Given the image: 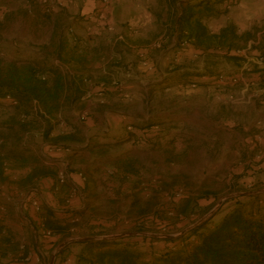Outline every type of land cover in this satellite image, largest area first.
<instances>
[{
	"label": "rangeland",
	"instance_id": "obj_1",
	"mask_svg": "<svg viewBox=\"0 0 264 264\" xmlns=\"http://www.w3.org/2000/svg\"><path fill=\"white\" fill-rule=\"evenodd\" d=\"M80 1L76 0V8ZM147 1L128 0L127 4L142 6ZM24 2H28L30 13L28 9L24 11ZM178 2L155 0L154 7L145 9L147 17L149 12L148 21L140 18L147 21L144 29L132 28L138 33L132 37L133 42H150L155 50H165L167 39L173 42L174 56L170 54L169 61L160 65L164 76H175L165 85L170 88L161 93L155 91L157 85L148 81L154 77L142 76L140 67L152 59L153 49H147L148 58L142 60L135 50L126 48L124 63L117 65L119 82L132 88L121 90L122 103L109 107L130 114L129 120L134 124L125 129L131 139L104 143L103 137L90 140L87 133L86 140L80 123L92 117L95 110L86 103L88 98L80 100L82 95L72 101H76L73 117L65 104L71 99L67 94L60 96V109L54 112L43 111L35 100L11 105L5 97L0 99V149L24 154V148L31 146L39 157L25 153L32 159L25 162L8 158L4 165L0 178V264H49L56 248L70 239L137 233L178 237L179 230L219 211L213 218L218 220L233 206V198L250 192L264 194V60L256 57L260 54L258 42H264V0H236L235 5L225 9L224 15L205 21L210 34L194 43L186 40L192 33L190 26L173 24L180 13L176 10ZM38 5L36 0H0L1 71L11 68L12 63L17 69L23 62L38 67L50 63L40 51L30 55V51L19 48L15 54L7 47V42H48L49 30L36 12ZM110 5L98 7L96 14L78 13L75 19L84 23L85 28L88 23L100 22L107 27ZM100 13L102 19L98 18ZM137 14L125 13L124 21L136 20ZM106 37L111 38L109 34ZM226 42L231 45L228 55L219 47L222 43L226 47ZM234 55L241 56L243 61L232 60ZM52 69L66 70L59 65H53ZM189 74L193 76L189 78ZM200 74L207 77L201 79ZM101 99L99 104L104 106V97ZM73 119V131L68 132L66 125ZM134 129H139V133ZM62 137L67 139L59 141ZM43 142L49 147L40 156L38 146ZM68 145L73 146L70 152L75 156L70 160L56 152ZM58 159L69 163L57 164ZM27 167L37 172L52 170L57 193L67 195V200L74 195L81 197L79 205L74 203L79 214L57 245L49 240L52 237L42 236L45 228L35 229L32 224L21 222V210L24 213L29 208H20V200L24 194L31 195L35 188L29 177L24 176ZM122 169L126 170V176L120 174ZM73 170L84 179L83 183L89 184L87 191L67 190L65 182ZM232 176L239 177L229 182ZM59 177L64 183H59ZM114 181L120 183L117 189L110 186ZM205 193L211 199L214 197L209 202L211 207H205L209 204L205 200L198 202L200 207L195 206L194 201ZM218 203L221 205L209 216ZM57 209L65 210L64 206ZM177 210L182 213L186 210L187 219L178 221ZM91 224L104 227L94 234ZM101 229L104 232L97 234ZM124 238L130 239L122 245L150 255L172 246L143 239L148 237ZM80 248L71 245L62 254L58 252L53 264H76Z\"/></svg>",
	"mask_w": 264,
	"mask_h": 264
},
{
	"label": "crops",
	"instance_id": "obj_2",
	"mask_svg": "<svg viewBox=\"0 0 264 264\" xmlns=\"http://www.w3.org/2000/svg\"><path fill=\"white\" fill-rule=\"evenodd\" d=\"M127 1L128 0H110L111 5L108 11L110 16L109 21L107 22V27H104L101 22L95 23V25H91L87 22L88 26L85 28L83 25L84 23L77 22L75 15L78 13L96 14L98 12V7H102L101 0H81L78 8H76V0H48L46 6H41L39 4V8L36 11L40 14H38L39 16H42L41 21L47 25V29L49 30L48 42H7V47L13 50V53L15 54L18 53L17 51H19V48H23L28 52L30 51L28 53H31L30 55H32L33 52L40 51L43 54V59L50 60L49 64L45 63V65H41L43 68L52 69L53 65H55V67L59 65L67 70L57 72L64 85V94L71 96L69 102L65 103L67 109H70L71 111V116L73 117L72 109L76 102L72 101L75 98L78 99L77 96L79 95L83 96L80 100L84 101L85 98H88L86 103L90 108L95 110L92 117L88 118L85 122L80 123L79 129H82L86 140H88L87 133H90V140L103 137L105 141L104 143L110 142L117 144L121 140L131 139L128 136L129 131H126L125 129L127 125L132 126L134 124L129 120L130 114L109 107L112 106V103H119L121 90L132 88L125 85L122 86L123 83L118 80L121 75L119 73L120 69L117 65L124 63V49L132 48V51L135 50L133 51L135 52V55H138L142 60L144 57H147V49H153V52L155 53L150 54L152 59L149 58L148 63L143 65L145 67L141 66L140 68L144 72L143 75L141 74L143 77L148 76L156 78H153V80L148 79L150 83L157 85L154 88L155 91L158 90L161 93L168 90L170 87L165 85L175 77L170 76V74L164 76L160 70V65L164 66V64L169 61L170 54L174 56L173 52L175 49L171 47L173 42H168L169 39H167V46L165 50L162 51L155 50L152 45H150V42H133L134 38L132 37L138 35L133 29H138L139 31L144 29V23H147L149 19V12L147 11V17V15H145V9L154 7L156 4L155 0H149L147 1L148 4H143L142 6L137 3L130 6L127 4ZM24 3L26 5H24V11L28 9V13H30L28 2ZM181 8L180 3L179 5H176L177 12L180 11ZM45 10H48L49 12L46 13ZM130 11L138 13L135 16L137 19L124 21L125 19L123 18V15ZM142 17L147 19V21H140V18ZM89 20L91 21V19ZM66 29H69L75 35V42H72L73 40L70 39L71 32L68 30L66 31ZM107 34H109L111 38H107ZM171 40H173V38H171ZM156 47L159 48V45H156ZM57 54H59V58L57 57ZM256 57L259 58L257 55ZM27 60L32 61L31 58H27ZM150 65L153 66V68H150ZM169 68L170 66H168V69ZM128 75L129 74L126 76ZM188 76L191 78L193 75L189 74ZM199 77L205 79L207 76L200 74ZM84 78L91 81V86H87L81 82V79ZM101 97H104V106L99 104L102 100ZM120 102L122 103V101ZM74 121L75 120L73 119L66 125L68 130L70 129L69 131L67 130L68 132L73 131L71 128H74ZM134 132L139 133V129H134ZM129 141L131 142V140ZM48 147L47 142L40 144L38 146L39 155L42 156L43 149H48ZM72 147V145H68L67 148L62 147L57 149L56 152H60L62 155H67L66 159L70 160L75 157L70 152ZM24 149V155L26 153L28 155L36 156L31 146H27ZM21 152L22 151H20V153ZM15 153L18 152L15 150ZM37 158L39 159V157ZM56 162L57 164L58 162H65L66 166L69 163L62 159H58ZM24 170V176L29 177L30 185H34L35 188H33L34 192L31 195H28V193L24 194L20 200V208L23 206L29 208L28 210L25 209L24 213L21 210L20 217L23 220L21 222L29 224V226L31 222L37 224L40 223L43 217L39 214V207L41 206H45L55 212H61V210L59 211L57 208L63 206L65 210H77L74 203L79 205L81 203V197H76L74 195L70 200H67V195L64 196L62 192L57 193V185L54 177L34 171L31 167H27ZM69 177L70 179H67L65 182L67 190L70 188V190L76 189L79 192L81 190L83 192L87 191L89 187L87 185L89 184L83 183V180L78 173L73 170L69 173ZM119 185V182L114 181L110 186L117 189ZM61 188L64 187L61 186ZM33 200L37 201L38 209L33 205Z\"/></svg>",
	"mask_w": 264,
	"mask_h": 264
},
{
	"label": "trees",
	"instance_id": "obj_3",
	"mask_svg": "<svg viewBox=\"0 0 264 264\" xmlns=\"http://www.w3.org/2000/svg\"><path fill=\"white\" fill-rule=\"evenodd\" d=\"M36 1L39 3V0ZM179 2L182 8L174 25L186 24L188 27L190 26L192 33L186 39L188 43L194 40L200 41L209 35L210 32L205 28V21L224 15L227 7L236 4V0H179ZM221 5H225V8H217ZM70 35L72 42H75V35L72 32ZM224 40L225 38H222V41ZM197 43L203 44V42ZM229 45L230 42H226V47L223 43L219 47L224 49L228 55L231 51V45ZM258 45L257 50L260 51V54L257 56L264 60V42L259 41ZM57 57H60L59 54ZM231 59L243 61V58L237 55L231 56ZM21 65L22 67L17 69L15 63H12L11 68L4 72L0 70V99L9 95L12 98L11 105L17 102L26 104L35 100L39 106L43 107V111L59 110L60 96L64 95V85L58 72L54 69L38 67L32 62H23ZM0 105L2 104L0 103ZM63 139L67 138L62 137L58 140ZM8 158L25 162L32 159L31 156L17 154L9 149H0V178L3 176L4 165ZM38 172L55 177L52 170ZM120 174L126 176V170L122 169ZM238 177L232 176L229 182L236 181ZM241 198L245 201L240 200ZM189 200L190 198H187L188 204H191ZM201 200L209 203L214 200V197L211 199L210 194H202L194 201L195 206L200 207L198 202ZM232 200L234 201L233 206L216 221L213 218L219 214V211L178 237L143 238L144 240L149 239L151 242L172 245L151 255L141 252L137 248L122 245L125 240L130 238L93 240L73 243L67 247L80 245L76 264H264V194H241ZM210 203L205 207H211ZM191 212L195 213V211ZM185 213L186 210L183 213L177 210L176 219L178 221L186 220ZM39 214L43 216L41 222L38 224L31 222V224L35 226V229L43 227L49 231L52 237L49 240L53 245H57L67 234L79 211L67 209L55 212L41 206ZM103 227L102 224L90 225L92 233ZM98 231L97 234L104 232L102 229ZM67 247L62 249L59 254H62ZM22 253H26V251Z\"/></svg>",
	"mask_w": 264,
	"mask_h": 264
},
{
	"label": "water",
	"instance_id": "obj_4",
	"mask_svg": "<svg viewBox=\"0 0 264 264\" xmlns=\"http://www.w3.org/2000/svg\"><path fill=\"white\" fill-rule=\"evenodd\" d=\"M248 194H255V193H248ZM221 205V203H218L217 207L212 210L210 213H209V216L212 215L213 211H215L219 206ZM204 220H206V218H202L200 219L199 221H197L196 223H194L192 226L182 230L179 234V235H182L184 232H186L187 230L199 225L201 222H203ZM142 236V237H148V238H152V237H155V238H170V237H173V236H157V235H147V234H142V233H137V234H127V235H118V236H112V237H87V238H77V239H70V240H66L64 242H62L55 250L49 264H53L54 262V259H55V256L58 252H60L62 249H64L65 247H67L68 245L70 244H73V243H80V242H87V241H93V240H100V239H116V238H124L126 236Z\"/></svg>",
	"mask_w": 264,
	"mask_h": 264
},
{
	"label": "built area",
	"instance_id": "obj_5",
	"mask_svg": "<svg viewBox=\"0 0 264 264\" xmlns=\"http://www.w3.org/2000/svg\"><path fill=\"white\" fill-rule=\"evenodd\" d=\"M39 4H40L41 6H46V5L48 4V0H39ZM101 4H102V7H107V6L110 4V0H101ZM45 12L48 13L49 11H48V10H45ZM98 18H99V19H102V18H103V13H100L99 16H98ZM89 19H92V17H89ZM82 82H83L84 84H86V85H91V81L88 80V79H86V78H84V79L82 80ZM5 100H8V101L11 102V98H10V96H6V97H5ZM127 129H128V130H132L131 127H128ZM83 180H84V179H83ZM59 183H60V184L64 183V179L61 178V177H59ZM35 201H36V200H35ZM35 201H33V205L35 206L36 209H38L37 201H36V202H35ZM42 236H43L44 238H49V237H51V233H50L49 231H47V230H44V231L42 232Z\"/></svg>",
	"mask_w": 264,
	"mask_h": 264
}]
</instances>
